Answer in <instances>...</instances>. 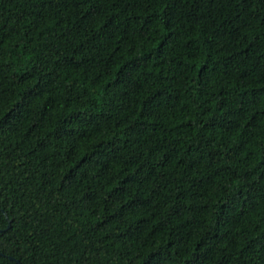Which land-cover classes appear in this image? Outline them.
Returning <instances> with one entry per match:
<instances>
[{"label": "trees", "instance_id": "obj_1", "mask_svg": "<svg viewBox=\"0 0 264 264\" xmlns=\"http://www.w3.org/2000/svg\"><path fill=\"white\" fill-rule=\"evenodd\" d=\"M0 264H264V0H0Z\"/></svg>", "mask_w": 264, "mask_h": 264}, {"label": "water", "instance_id": "obj_2", "mask_svg": "<svg viewBox=\"0 0 264 264\" xmlns=\"http://www.w3.org/2000/svg\"><path fill=\"white\" fill-rule=\"evenodd\" d=\"M8 228V225H7V227H6V229Z\"/></svg>", "mask_w": 264, "mask_h": 264}]
</instances>
